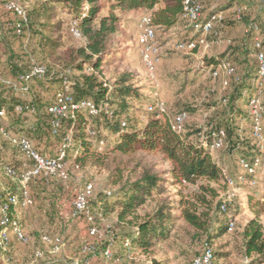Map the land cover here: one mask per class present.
<instances>
[{
    "label": "rangeland",
    "instance_id": "rangeland-1",
    "mask_svg": "<svg viewBox=\"0 0 264 264\" xmlns=\"http://www.w3.org/2000/svg\"><path fill=\"white\" fill-rule=\"evenodd\" d=\"M17 1L27 7L34 0ZM100 1L102 9L99 15H103L108 11V0ZM229 1L206 0L203 2L204 13H208L212 8H222ZM234 1L235 5H232L231 10L227 11L224 18L216 23V30L201 37L203 42L199 40L196 43L192 39L194 31L185 22H179L176 27L171 29L156 27L154 43L151 46L153 49L151 56L154 62L152 68H148L142 61L146 47L139 45L136 41L138 21L146 11L115 9V13L121 18V23L110 42L112 54L107 65L102 68L103 77L108 83H112L121 77L131 76L129 84L143 88L141 90L143 94L146 93V90H151L152 93L148 96L157 100L158 103H162L164 117L169 120L178 111L185 110L188 118L183 124V134H192V138L201 139L203 144H206L204 137L212 128V124L229 113L228 97L233 90L237 75V72L230 74L223 71H220L216 76L213 75L212 68L207 65L208 60L222 56V62L229 66L227 60L229 62L237 61L235 60L237 57L246 64L253 59L249 50L254 46L255 37L259 42L264 40V0ZM4 3L5 0H0V6L3 9ZM238 6L241 8L240 18H236ZM6 13L11 15L7 11ZM11 16L14 18L13 22L18 21L15 15ZM59 16L62 20L64 46L80 44L79 35L76 36L68 31L69 28L75 26L71 15L65 12ZM252 22H255L254 24H257L258 28L252 29L251 37L247 25ZM13 37L10 31L0 39V72L5 80V82L2 80L1 82L6 85V93L8 91V94L12 93L19 98L30 100L36 95H40L44 99L53 98L58 90L60 80L56 75L59 72L62 74L63 69L59 64L49 59L44 51L32 46L27 47V42L17 44L15 41L13 42ZM192 42L193 46L190 45ZM194 48L197 49L194 50ZM10 56L24 65L26 72H19L17 76L11 75L7 66V59ZM34 66L43 67V76L34 77L28 82L26 92L15 89L12 84L19 85L18 77L28 73ZM260 88L262 91L254 88L252 95H245V101L248 100L246 106L245 102L239 105L246 114L250 115L252 111L249 108L250 98L255 96L259 100L256 110L263 138L260 141L255 139L262 150L257 166L258 173L250 182L244 181V174L248 171L239 162L238 152L232 150L229 134L222 147L210 148L214 160L222 166L224 175L231 177L236 183L235 187L229 188L225 186V179L221 183L211 182L210 185L216 189V195L213 197L206 194L209 207L199 204V208L209 209L213 226H218L220 214L217 208L223 199L227 200L229 209L234 212V226L232 228L227 226L222 235H215L211 238L210 246L216 253L214 260L216 264H251L252 257H247L242 250L243 228L249 220L256 218L261 222L264 230V82ZM127 100L132 102L130 98ZM135 106L141 108L142 117L145 119L149 104L145 101H136ZM22 114L29 120L34 115L28 111ZM85 116L89 120H93L87 113ZM20 122H15V117L11 118L10 116L6 122L7 128L16 132V128L19 127L15 126L21 124ZM235 122L239 126L235 133L238 140L248 141L253 137L252 132L245 131L249 124L244 119L239 117L235 119ZM68 129L70 130L68 131ZM68 129L66 133L70 135L74 129L72 127ZM100 131L105 135L108 134V131L103 127H100ZM53 139V142L41 148L40 152L47 156H56L59 141L55 137ZM57 141L58 143L53 144ZM91 142L98 150H102L106 144L105 140L92 139ZM238 148V150H243L244 147L239 145ZM74 157L75 152L70 151L64 161L65 177L52 176V178L46 179H32L24 184L32 198V203L26 206L16 205L14 215L27 236V241L19 240L12 231H9L7 234L8 243L6 246H2V252H9L8 250L11 249L10 252L16 253V255H12L13 258L7 260L6 255L0 252V264H7V261L8 264H29L27 262L32 260L31 264H41L44 261L60 264H101V261L95 257L85 256L80 248L85 243L107 238L111 234L116 212L100 214L92 207V202L99 193L111 192L116 189L115 186L107 183L110 169L118 166L127 175L136 164L144 166L160 160L159 156L142 152L129 155L111 153L107 158H104L103 162L98 163L88 159L85 163L77 165ZM7 166L16 170V177L6 175L5 167ZM31 166L32 162L22 157L0 135V194L11 189L20 192L23 188L22 175L20 176V174H23ZM167 166V164H163L159 168ZM88 184L92 185L90 195V213L94 215L92 225L94 224L99 232L96 238L88 234L91 220L82 214L78 218L72 216L73 200L78 193L85 190ZM195 192H203L197 184L169 185L162 195L152 196L144 205L145 211L153 212L163 204L172 208L169 214L177 215V218L168 221L169 235L156 245L152 258L165 261V264H191L193 258L201 253L204 243H207V233L193 228L179 217L180 211L177 203L182 197L194 199L192 194ZM249 196H254L253 203H248ZM18 211L23 214L22 221L18 216ZM257 212L259 213L257 214ZM45 234L60 238L63 245L55 246L43 242L41 238ZM10 252L7 255H10ZM257 264H264V261Z\"/></svg>",
    "mask_w": 264,
    "mask_h": 264
},
{
    "label": "trees",
    "instance_id": "trees-1",
    "mask_svg": "<svg viewBox=\"0 0 264 264\" xmlns=\"http://www.w3.org/2000/svg\"><path fill=\"white\" fill-rule=\"evenodd\" d=\"M233 2L234 0H230L228 4ZM107 6V13L99 15L102 9L100 0H34L27 7L23 5L27 13V23L22 25L20 34L15 33V26H11L13 36L21 44L25 40L27 47L32 46L44 51L49 59L61 66L63 73L59 72L56 75L60 79L58 90L53 98L47 99L36 95L30 100L19 98L12 93L8 94L5 90L6 85L0 81V108L6 109L7 121L10 116L11 118L14 116L17 123L21 121V124L15 126L19 127L16 128V132L7 128L6 121L4 124L6 131L28 138L39 151L47 144H51L55 137L59 143L57 141L53 144H59H57L58 151L60 149L65 151L64 160L70 151L75 152L74 160L77 165L85 163L88 159L98 163L103 162L111 153L129 155L142 152L159 156L158 162L144 166L136 164L127 175L118 166L110 169L107 183L115 186L116 189L99 193L93 200L92 207L100 214L116 212L111 234L107 238L95 239L83 244L80 250L85 256L100 260L101 264H165V261L156 260L152 256L156 245L169 235L168 221L177 218V215L169 214L172 208L163 204L153 212L145 211L144 205L152 196L162 195L167 186L197 184L203 191L192 194L194 198L192 200L182 197L177 203L179 217L193 228L207 233L208 246L211 245V238L222 235L226 231L228 222L234 220V212L229 206L226 211H222L219 205L217 209L220 219L218 226H213L209 209L199 208V204L209 207L206 194L213 197L216 195V189L210 183H221L225 179L222 166L214 160L210 152L213 141L209 133L213 129L222 128L226 136L229 134L231 148L238 152L242 167L243 164L253 166L255 160L261 158L262 150L253 137L248 141L236 138L235 133L239 126L235 119L239 117L244 119L249 124L245 131L249 133L252 131L254 120L239 105L245 102L246 106L248 100L245 101V95H252L254 88L261 89L260 87L263 86L264 81L260 87H257L255 80L259 72L258 55L264 54V40L260 41L259 46L253 42L254 46L249 50L253 59L248 63L244 64L243 60L237 57L235 58L237 61L227 60L232 69L231 73L237 72L233 90L228 97L229 113L212 124V128L205 135L206 144H203L201 139L192 138V134H179L171 128L170 120L164 117L163 111L157 107V100L148 96L151 95V90H146L143 94L141 92L143 88L129 84L131 76L121 77L116 82L108 83L102 71L112 54L110 42L121 23V18L115 13V9L150 11L155 28L170 29L176 27L179 22H185L194 31L192 39L198 43L203 31L195 30L192 24L181 17L183 0H108ZM65 12L71 15L75 23L72 27H75L79 33L81 42L78 45L64 46L62 20L59 15ZM207 18L203 19L200 16L198 21L203 24ZM216 23L207 34L216 30ZM254 23L247 25L250 36ZM71 28L68 31L73 34ZM222 61V56L210 58L207 65L214 70ZM7 66L13 76H17L19 72H26V67L11 56L7 59ZM240 66L241 69H238ZM64 95H70L73 101L89 100L98 111L92 114L87 108L79 107L73 110V113L61 116L54 132L51 124L52 114L48 109ZM128 98L132 99V102H129ZM136 101H145L151 107L145 114V119L142 117L141 108L135 106ZM16 105L21 106V111L16 112ZM26 111L34 114L30 120L28 117L24 118L22 114ZM85 113L93 120L86 118ZM71 127L74 130L69 135L66 131ZM100 127L105 128L108 134H103ZM3 139L19 152L8 139L4 137ZM92 139L105 140L104 148L98 150L93 146ZM239 145L244 147L243 150H238ZM163 164L168 166L159 168ZM258 171L259 169L255 167L253 173L245 172L244 181L250 182ZM46 178L52 176H36L29 181ZM10 195L21 196V191L11 189L2 192L0 203ZM90 198L91 196L88 197L89 213ZM253 201L254 196H249L248 203ZM141 210L143 212H140ZM8 214L15 216L14 205L10 206ZM92 214L90 213L92 219L88 226V234L96 238L97 235H92L89 231L94 220ZM242 236V250L247 257H252L251 264L264 261V230L261 222L256 218L249 220L243 228ZM2 249L0 245V251ZM106 250H109V256L104 254ZM212 255L215 260L216 253L213 250ZM41 264L60 263L44 261Z\"/></svg>",
    "mask_w": 264,
    "mask_h": 264
},
{
    "label": "built area",
    "instance_id": "built-area-1",
    "mask_svg": "<svg viewBox=\"0 0 264 264\" xmlns=\"http://www.w3.org/2000/svg\"><path fill=\"white\" fill-rule=\"evenodd\" d=\"M203 8V0H183V12L181 17L187 21L189 24L193 25L195 30L202 29L203 36L206 35L212 27L215 25L217 21L223 18L220 12L211 14L207 20L201 24L199 23V18L202 14ZM4 9L15 15L18 18L13 26H15V33L20 34L22 25L27 23V13L24 7L17 1V0H5ZM138 35H137V43L141 46L146 47V50L143 52L142 61L148 68H152L154 65L151 53L152 48L151 46L154 43L155 39V26L152 23V16L150 11H146L140 17L138 21ZM258 26L256 24L253 25V29H257ZM71 31L74 35L78 36L79 33L75 27L71 28ZM203 42V38L200 39ZM193 46V42L190 43ZM255 45L259 46L260 42L258 38H255ZM259 72L258 76L255 80V84L257 87H260L262 81H264V54L259 53ZM231 68L226 65L224 62H221L217 68L212 71L213 75H217L220 71L231 73ZM44 73V69L41 66H34L28 73L22 74L18 77L19 85L13 83V87L21 92L27 91V83L33 80L34 77H42ZM4 81L2 74L0 72V81ZM259 106V100L252 96L249 101V108L252 109L251 117L254 120V125L252 127V136L256 140H261L263 138L262 129L259 126V119L257 114V107ZM84 107L89 110L90 113L94 114L97 113V109L93 105V103L89 100H79L73 101L70 95H64L61 99H59L56 103L52 104L49 107V112L52 114V121L51 124L54 127V132L56 130L57 125L59 124V118L64 116L68 113H73V110ZM157 107L163 111L162 103H157ZM15 109L17 111H21V106L16 105ZM151 109V107H149ZM187 118V114L185 111H178L170 120L171 128L181 134L183 133V124L185 119ZM7 121V113L5 108H0V134L5 138L8 139L14 146H16L19 150V153L22 157L32 161V166L26 170L22 174L21 183L23 188L21 190V196L17 195H10L0 203V245L6 246L8 243V232L12 231L19 240L26 242L27 236L24 234L23 230L19 225V221L15 216H11L8 214V210L10 209L11 205L14 207L18 204L21 206H26L32 203V198L30 197L28 191L24 187V184L28 183L29 179L36 176H57V177H65L66 172L64 170V158H65V151L60 149L56 156H47L42 154L38 149H36L32 142L18 134L10 133L5 129V122ZM210 137L212 138V148H220L224 145L226 140V132L224 129H213L209 133ZM206 137H204V142ZM259 164V159H256L253 163V166H247L243 164V167L249 173L255 171V167ZM5 173L9 177H16L17 172L16 170L11 167H5ZM225 183L227 187H235V181L226 175ZM92 192V185L88 184L84 191L78 193L74 200H73V210L72 216L78 218L80 217L81 213L87 217V219L91 220L92 217L88 210V197L91 195ZM228 208L227 200L223 199L220 203V210L226 211ZM228 228H232L234 226V220H230L227 224ZM90 234L97 235L99 234L98 229L92 225L89 228ZM42 240L45 243L54 244L55 246L63 245L61 239L58 237H51L49 235H43ZM106 256L110 255L109 250H106L104 253ZM191 264H216L213 260L212 249L208 246L207 243H204L201 253L194 257L191 261Z\"/></svg>",
    "mask_w": 264,
    "mask_h": 264
},
{
    "label": "crops",
    "instance_id": "crops-1",
    "mask_svg": "<svg viewBox=\"0 0 264 264\" xmlns=\"http://www.w3.org/2000/svg\"><path fill=\"white\" fill-rule=\"evenodd\" d=\"M232 5L234 6L235 5V1L233 2V3H231V4H226L225 6H223L222 8L220 7V8H212L208 13H204V10H203V13H202V18L203 19H206L207 17H208V15H211V14H213V13H218V12H220L221 13V15L224 17L225 16V14H226V12L227 11H230L231 10V7H232ZM236 11H237V15H236V18H239L240 16V12H241V8H240V6H238L237 8H236ZM12 15V14H11ZM11 15H8L7 13H6V10H4L3 8H1V6H0V39L1 38H3V37H5L6 36V34H8L10 31H11V33L13 34V31L10 29L11 28V26H13V24L15 23V22H13L14 21V18L11 16ZM171 29V28H170ZM205 36V35H204ZM252 37V36H251ZM255 37V36H254ZM255 38H257V37H255ZM13 42L15 41V43H17V44H19L20 43V41L19 40H17L15 37H13ZM26 43V41L25 40H23V44H25ZM21 44V43H20ZM17 46V45H16ZM15 209H16V207H15ZM18 213V216H19V218L21 219V221L23 220V214H21V212L20 211H18L17 212ZM25 224V223H24ZM21 249V248H20ZM3 251V250H2ZM2 251H0V252H2ZM11 251V249H9V252ZM9 252H2L3 253V255H6V258H7V260H9V259H12L13 257H12V255H16V253L15 254H13L12 252H10V255H7ZM12 253V254H11ZM5 258V259H6ZM9 258V259H8ZM2 259H3V257H2ZM6 260V261H7ZM33 262V260L32 261H28L27 263H29V264H31ZM7 264H8V261L6 262Z\"/></svg>",
    "mask_w": 264,
    "mask_h": 264
}]
</instances>
